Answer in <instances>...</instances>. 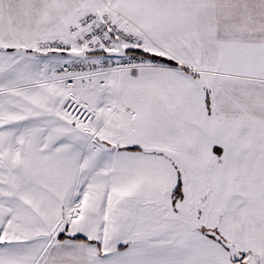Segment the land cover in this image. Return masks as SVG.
I'll return each instance as SVG.
<instances>
[{
    "label": "snow or ice",
    "instance_id": "1",
    "mask_svg": "<svg viewBox=\"0 0 264 264\" xmlns=\"http://www.w3.org/2000/svg\"><path fill=\"white\" fill-rule=\"evenodd\" d=\"M0 264H264V0H0Z\"/></svg>",
    "mask_w": 264,
    "mask_h": 264
}]
</instances>
